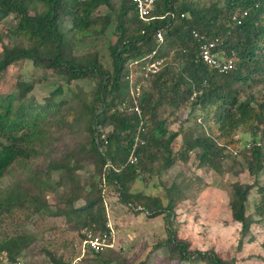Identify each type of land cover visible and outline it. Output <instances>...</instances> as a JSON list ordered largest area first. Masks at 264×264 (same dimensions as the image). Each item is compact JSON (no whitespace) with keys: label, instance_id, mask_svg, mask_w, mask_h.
Instances as JSON below:
<instances>
[{"label":"trees","instance_id":"trees-1","mask_svg":"<svg viewBox=\"0 0 264 264\" xmlns=\"http://www.w3.org/2000/svg\"><path fill=\"white\" fill-rule=\"evenodd\" d=\"M193 32L222 40L215 52L233 69L206 64ZM155 51L152 60L162 59L163 66L144 76L142 60ZM25 61L53 72L68 89L85 82L91 92L81 89L57 102L65 94L60 86L44 104L28 99L34 83L0 92V180L21 175L0 189V264L21 262L40 240L38 234H4L11 222L24 227L35 216L57 215L75 231L109 232L108 190L124 206L163 216L167 238L157 248L181 264H237L214 250L192 249L178 236L176 207L189 190L184 182L162 184L167 205L132 186L161 180L192 155L196 168L208 173L223 175L230 163L235 178L247 173L252 179L230 186L239 247L255 240L252 227L264 222V0H162L148 21L139 18L134 0H0V78ZM136 74L141 77L134 81ZM141 82L149 87L140 85L134 97ZM136 102L140 116L129 114ZM65 136L75 146L60 149ZM134 147L137 163L130 164ZM90 155L95 161L87 167L83 160ZM57 189L64 190L57 200L62 206L47 200ZM43 253L51 264H72L47 248ZM94 255L79 264H128Z\"/></svg>","mask_w":264,"mask_h":264},{"label":"rangeland","instance_id":"rangeland-1","mask_svg":"<svg viewBox=\"0 0 264 264\" xmlns=\"http://www.w3.org/2000/svg\"><path fill=\"white\" fill-rule=\"evenodd\" d=\"M139 76L141 77V74H136L134 81H137ZM0 79L2 93L18 92L17 85L20 82L34 83L35 90L28 99H34L40 104H44L52 92L60 86L65 87V94L58 96L57 102L70 99L81 89L86 93L91 92L90 85L85 82H79L68 89V86L59 81L53 72L37 69L32 62L28 61L12 66ZM140 85L142 90L149 87L146 82H141ZM129 114L133 113L129 111ZM178 128L179 125H176L172 129ZM109 131L107 130L105 135ZM180 142L181 138L177 143ZM67 143L75 146L72 138L65 136L60 149ZM94 161V156L90 155L84 157L83 164L88 167ZM86 173V170H80L78 175L82 179H87ZM19 179L21 175L17 172L13 176H7L0 180V189ZM160 179L153 180L150 184L148 181L145 183L137 181L132 186V192L160 196L164 205H167L169 199H167L168 192L165 186L170 187L175 179L180 184L184 182L186 186H189V190H185V197L176 207L174 226L178 236L190 243L192 249L214 250L225 260L237 259V264H264V222L252 227L255 240L251 243L246 241L240 248L241 225L232 220L229 207L231 184L237 181L252 183L247 173L235 178L230 171V163L226 166L223 175L198 170L195 156L192 155L189 163L176 165ZM156 184L159 186H155ZM63 191L57 189L48 192V202L52 206H62V203L57 200L60 199ZM257 196V193L252 195V204ZM105 202L108 224L115 231L114 248L105 252V255L125 259L128 264H181L177 257L157 248L167 238L163 216L152 218L145 212H139L141 211L139 207L132 209L122 205L117 192L113 190L106 192ZM2 231L9 236L24 232L38 234L39 242L25 255L20 264H51L50 259L43 253L45 248L55 256H63L66 262H72V264H79L84 260L92 261L96 257L89 252L82 253L81 245L84 238L81 230H73L64 218L57 215H47L42 218L35 216L24 227L17 225L16 221L11 222L4 225Z\"/></svg>","mask_w":264,"mask_h":264},{"label":"built area","instance_id":"built-area-1","mask_svg":"<svg viewBox=\"0 0 264 264\" xmlns=\"http://www.w3.org/2000/svg\"><path fill=\"white\" fill-rule=\"evenodd\" d=\"M162 0H134L136 4V9L139 14V18L142 21H148L150 19L151 14L154 12L155 7L158 2ZM193 37L199 43V53L202 60L216 69H219L220 72H228L233 69L234 65L230 62L229 64H222L220 61L217 50L220 46H222L223 41L220 39H215L212 41H207L204 37L201 36L198 32H193ZM157 39L160 43L164 42V36L162 32L157 33ZM156 51L145 57L142 61L146 64L144 68H142V73L145 72L144 76L149 74H157L160 72L163 66V60L159 59L157 61H153V57L156 55ZM151 61V62H149ZM141 73V74H142ZM133 79V75L130 76ZM137 90L139 92L140 86L138 85ZM140 96L139 93L135 94L134 97ZM130 111L133 114H138L139 116L142 114V110L139 107L138 102L135 103V107L131 108ZM103 140H105V145L108 144L107 136L104 134L101 136ZM138 141V139H137ZM136 147V145H135ZM135 147L130 156L129 163L136 164L137 157L135 155ZM109 232H94L88 229H82L81 235L84 238L82 241V253H91V254H101L105 253L114 248L115 243V231L111 225L108 224ZM20 264V263H16Z\"/></svg>","mask_w":264,"mask_h":264}]
</instances>
